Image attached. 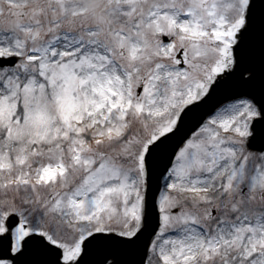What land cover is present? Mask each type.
Here are the masks:
<instances>
[{
  "label": "snow or ice",
  "instance_id": "1",
  "mask_svg": "<svg viewBox=\"0 0 264 264\" xmlns=\"http://www.w3.org/2000/svg\"><path fill=\"white\" fill-rule=\"evenodd\" d=\"M93 253L264 264V0H0V264Z\"/></svg>",
  "mask_w": 264,
  "mask_h": 264
},
{
  "label": "water",
  "instance_id": "2",
  "mask_svg": "<svg viewBox=\"0 0 264 264\" xmlns=\"http://www.w3.org/2000/svg\"><path fill=\"white\" fill-rule=\"evenodd\" d=\"M99 258L100 257L98 255L93 253V254H90L89 256L85 257V260H86L87 264H96V262ZM124 258L127 260H130V261H138L139 260V256L135 253L126 254Z\"/></svg>",
  "mask_w": 264,
  "mask_h": 264
}]
</instances>
